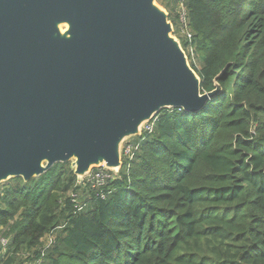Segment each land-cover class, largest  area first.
Segmentation results:
<instances>
[{
    "label": "trees",
    "instance_id": "16d2710c",
    "mask_svg": "<svg viewBox=\"0 0 264 264\" xmlns=\"http://www.w3.org/2000/svg\"><path fill=\"white\" fill-rule=\"evenodd\" d=\"M162 5L202 93L223 92L158 114L101 187L71 163L1 185L0 264H264V0Z\"/></svg>",
    "mask_w": 264,
    "mask_h": 264
},
{
    "label": "water",
    "instance_id": "95a60500",
    "mask_svg": "<svg viewBox=\"0 0 264 264\" xmlns=\"http://www.w3.org/2000/svg\"><path fill=\"white\" fill-rule=\"evenodd\" d=\"M157 0H0V186L71 163L118 174L164 110L201 112V79Z\"/></svg>",
    "mask_w": 264,
    "mask_h": 264
},
{
    "label": "built area",
    "instance_id": "2783aa9c",
    "mask_svg": "<svg viewBox=\"0 0 264 264\" xmlns=\"http://www.w3.org/2000/svg\"><path fill=\"white\" fill-rule=\"evenodd\" d=\"M181 21H182V26H183V29H182V33L183 34H187V24H186V19H185V13L183 14V16L181 17ZM188 37L191 39L192 36L191 35H188ZM151 124V123H150ZM150 124H147L145 125V127L143 128V132H150ZM138 150V146H135V145H132L131 143L128 144V142L126 143V145L123 147V151H122V157L123 156H126L130 159H133L134 158V152ZM104 168V167H102ZM96 169V174H90L87 179H89V181H92L94 182L95 184V187H101L105 184V182L109 179H113L114 177L111 175L112 172L106 170L105 168L104 169ZM99 172V173H97ZM112 174H115V173H112ZM92 178V179H90ZM2 243L4 245L7 244V241L3 240ZM53 243V237L51 238V242L48 243V245L52 244ZM47 245V246H48Z\"/></svg>",
    "mask_w": 264,
    "mask_h": 264
},
{
    "label": "rangeland",
    "instance_id": "374dc122",
    "mask_svg": "<svg viewBox=\"0 0 264 264\" xmlns=\"http://www.w3.org/2000/svg\"><path fill=\"white\" fill-rule=\"evenodd\" d=\"M173 0H171V2H172ZM163 2H164V0H157V3L158 4H160L161 6H163L162 4H163ZM164 7V6H163ZM181 9V8H180ZM181 11V10H180ZM150 132H152L153 131V124L151 123L150 125ZM136 138H134V139H131L130 141H128V144L129 143H131L132 145H135L136 143V140H135ZM126 145V143L123 145V147ZM99 169H101V168H99ZM102 169H104V168H102ZM93 172H94V174H96V171H95V169H92L91 170V172H90V174H93ZM97 173H99V172H97ZM87 179V178H86ZM90 179H92V178H90ZM87 197H89V195H87L86 194V196H82L80 199H79V197H76L75 196V198H76V200L78 201V204L80 205V204H82L83 203V201H85V199H87ZM51 238L52 237H49V238H46L45 239V241H44V244H46V245H48V243H50L51 242ZM3 241V240H2ZM1 241V242H2ZM29 264H32V263H29Z\"/></svg>",
    "mask_w": 264,
    "mask_h": 264
}]
</instances>
